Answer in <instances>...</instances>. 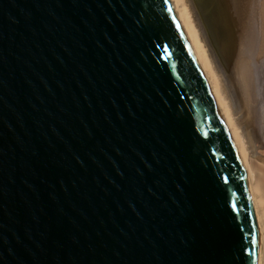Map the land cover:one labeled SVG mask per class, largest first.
Returning <instances> with one entry per match:
<instances>
[{"label":"water","instance_id":"obj_1","mask_svg":"<svg viewBox=\"0 0 264 264\" xmlns=\"http://www.w3.org/2000/svg\"><path fill=\"white\" fill-rule=\"evenodd\" d=\"M258 260L172 0H0V264Z\"/></svg>","mask_w":264,"mask_h":264},{"label":"bare ground","instance_id":"obj_2","mask_svg":"<svg viewBox=\"0 0 264 264\" xmlns=\"http://www.w3.org/2000/svg\"><path fill=\"white\" fill-rule=\"evenodd\" d=\"M245 183L264 264V0H172Z\"/></svg>","mask_w":264,"mask_h":264},{"label":"snow or ice","instance_id":"obj_3","mask_svg":"<svg viewBox=\"0 0 264 264\" xmlns=\"http://www.w3.org/2000/svg\"><path fill=\"white\" fill-rule=\"evenodd\" d=\"M232 207H233V210H235V205H233ZM252 258H253V259L255 258V252H253V254H252Z\"/></svg>","mask_w":264,"mask_h":264}]
</instances>
